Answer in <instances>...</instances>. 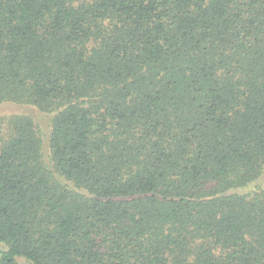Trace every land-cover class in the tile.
<instances>
[{"label":"trees","instance_id":"trees-1","mask_svg":"<svg viewBox=\"0 0 264 264\" xmlns=\"http://www.w3.org/2000/svg\"><path fill=\"white\" fill-rule=\"evenodd\" d=\"M0 264H264V0H0Z\"/></svg>","mask_w":264,"mask_h":264},{"label":"rangeland","instance_id":"rangeland-1","mask_svg":"<svg viewBox=\"0 0 264 264\" xmlns=\"http://www.w3.org/2000/svg\"><path fill=\"white\" fill-rule=\"evenodd\" d=\"M30 113L35 116L37 121L42 125L43 130L48 131L49 127L47 124H49V116L40 114L35 108L33 107H27L24 105H17L13 103H1L0 104V116L7 115L11 113ZM3 248L2 245H0V250Z\"/></svg>","mask_w":264,"mask_h":264}]
</instances>
